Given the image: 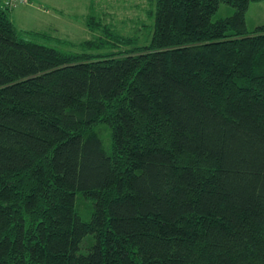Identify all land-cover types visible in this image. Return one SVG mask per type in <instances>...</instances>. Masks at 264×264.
I'll use <instances>...</instances> for the list:
<instances>
[{
    "label": "trees",
    "instance_id": "obj_1",
    "mask_svg": "<svg viewBox=\"0 0 264 264\" xmlns=\"http://www.w3.org/2000/svg\"><path fill=\"white\" fill-rule=\"evenodd\" d=\"M263 1L155 0L144 46L93 7L61 50L0 0V264H264Z\"/></svg>",
    "mask_w": 264,
    "mask_h": 264
},
{
    "label": "rangeland",
    "instance_id": "obj_2",
    "mask_svg": "<svg viewBox=\"0 0 264 264\" xmlns=\"http://www.w3.org/2000/svg\"><path fill=\"white\" fill-rule=\"evenodd\" d=\"M88 1V0H87ZM89 5H93L96 8V14L102 16L101 25L105 31L115 32L120 36L125 38H138V45L144 46L147 45L151 39L152 35V26L153 18L152 14L155 10V0H89ZM88 4V2H87ZM73 9L82 8L81 0H79ZM87 10V9H86ZM232 8L226 5H220L217 14L214 16V19L226 17L232 13ZM90 12V9H89ZM105 14V15H104ZM11 17V15H9ZM246 24L249 31L253 32L257 27L264 25V1L259 3H251L249 5L248 11L246 13ZM75 25L82 26L81 23H74ZM25 27H28L24 24ZM17 27L21 29L22 26L17 24ZM82 28V27H81ZM74 30V29H73ZM73 30L68 34L74 35L77 41H85L90 38L89 31L82 29L76 34ZM106 32V31H105ZM111 33V34H112ZM25 38L33 39L28 35H23ZM106 38H103V42ZM100 42V41H99ZM100 44V43H99ZM98 44V45H99ZM52 46L57 47L61 50H67L68 48L59 45L52 44ZM101 47H106L104 44ZM123 49L116 48V50ZM110 50V49H107ZM115 50V51H116ZM88 212L87 206L82 209V213L86 215Z\"/></svg>",
    "mask_w": 264,
    "mask_h": 264
},
{
    "label": "crops",
    "instance_id": "obj_3",
    "mask_svg": "<svg viewBox=\"0 0 264 264\" xmlns=\"http://www.w3.org/2000/svg\"><path fill=\"white\" fill-rule=\"evenodd\" d=\"M79 0H28L27 4L18 6L8 12V17L16 27V29L23 35L28 32H38L50 37L49 40H39L47 45L57 44L58 40L79 42L68 34L73 30L76 34L82 29L88 30L86 26V18L89 15V9L93 5H89L90 1L81 0L82 8L73 9ZM88 2V4H87ZM87 9V10H86ZM11 15V17L9 16ZM74 23H81L75 25ZM17 24L22 26L21 29ZM26 24L28 27H25ZM82 27V28H81ZM82 32V31H81ZM54 47V46H53Z\"/></svg>",
    "mask_w": 264,
    "mask_h": 264
},
{
    "label": "built area",
    "instance_id": "obj_4",
    "mask_svg": "<svg viewBox=\"0 0 264 264\" xmlns=\"http://www.w3.org/2000/svg\"><path fill=\"white\" fill-rule=\"evenodd\" d=\"M26 3H27V0H3L2 5H3V8L12 10Z\"/></svg>",
    "mask_w": 264,
    "mask_h": 264
}]
</instances>
